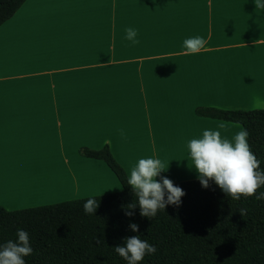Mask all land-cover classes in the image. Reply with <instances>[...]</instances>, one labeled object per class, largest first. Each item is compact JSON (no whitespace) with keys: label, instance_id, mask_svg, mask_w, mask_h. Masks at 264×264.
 Wrapping results in <instances>:
<instances>
[{"label":"crops","instance_id":"1","mask_svg":"<svg viewBox=\"0 0 264 264\" xmlns=\"http://www.w3.org/2000/svg\"><path fill=\"white\" fill-rule=\"evenodd\" d=\"M128 27L138 44L124 38ZM195 36L206 45L185 55L183 41ZM202 107L264 108V9L254 0H25L0 25V205L121 190L106 163L80 147L108 144L129 176L174 142L205 130L232 140L223 130L242 129L197 115ZM31 162L69 168L76 188L30 192L20 173ZM187 170L166 178L198 179Z\"/></svg>","mask_w":264,"mask_h":264},{"label":"trees","instance_id":"2","mask_svg":"<svg viewBox=\"0 0 264 264\" xmlns=\"http://www.w3.org/2000/svg\"><path fill=\"white\" fill-rule=\"evenodd\" d=\"M24 1L0 0V25ZM196 114L240 124L264 170V108L202 107ZM78 151L84 157L103 160L122 189L15 210L0 205V244L15 241L18 229L26 231L33 252L24 257L25 264H127L114 249L133 235L156 247L155 254L145 255L140 264H264V199L232 200L213 182L203 188L198 179H191L173 182L185 193L179 207L167 205L148 219L140 216L137 205L128 217L127 205L137 203V198L109 145ZM92 198L98 207L94 214H86L83 205ZM241 208L246 209L242 217ZM130 223L139 226L138 233L130 230Z\"/></svg>","mask_w":264,"mask_h":264},{"label":"clouds","instance_id":"3","mask_svg":"<svg viewBox=\"0 0 264 264\" xmlns=\"http://www.w3.org/2000/svg\"><path fill=\"white\" fill-rule=\"evenodd\" d=\"M254 4L255 9H264V0H254ZM124 31L126 40L133 45L139 43L136 29L128 27ZM206 43L200 36L186 38L182 45L184 54H197ZM224 127L223 123L218 125L219 129ZM248 135L247 130L241 129L232 140H228L222 138L219 130H205L202 138H194L188 142L191 168H194L203 188H209L211 181L232 200L253 196L257 200L264 199V192L257 194L258 189L264 186V170H261L260 160L251 151ZM166 169L157 158L139 159L130 169L127 183L136 196L137 203L127 205L126 216H133L132 209L137 205L140 216L148 219L155 217L158 211H164L167 205L180 206L185 193L170 179L160 176ZM157 177L160 179L157 180ZM97 207L98 201L92 198L84 203L83 210L86 214H94ZM238 213L242 217L246 214V209L241 208ZM129 228L134 233L139 232V226L135 223H130ZM16 236L15 241L0 244V264H25L24 257L32 254L28 233L18 229ZM99 242L97 239V243ZM114 250L127 264H140L145 255L155 254L156 247L139 235H133L124 238L122 244L115 245Z\"/></svg>","mask_w":264,"mask_h":264},{"label":"bare ground","instance_id":"4","mask_svg":"<svg viewBox=\"0 0 264 264\" xmlns=\"http://www.w3.org/2000/svg\"><path fill=\"white\" fill-rule=\"evenodd\" d=\"M223 133H224V135L232 136L231 132H229V131L228 132H222V134ZM195 137H197V136H195ZM232 138H233V136H232ZM192 139H194V137ZM188 142L189 141L185 140V141H181V142L172 143L174 146L170 144L171 146L169 148H171V150L173 147L172 152H169V150H166V152H165V150L163 149V152H162L163 154L160 156V158L159 157L157 158V159H160L161 162L167 168L165 171L161 172L162 174H164V172H166L168 174V176H171L174 173L176 174L178 172L177 170H183L182 172L185 173V170H187V168H190L192 166L190 158H189V150L187 148ZM144 145L146 147V143ZM163 147L165 148L166 146H162V148ZM177 150H179V152L181 151V155L179 154V152ZM173 151H175V152H173ZM176 152H178V153L176 154ZM171 153H173V154H171ZM145 154H146V152H145ZM174 154H176L175 157H178V159H176L174 157ZM166 155H167V157H166ZM139 156H140V154H139ZM180 156L182 157L181 159H179ZM45 165L41 164V163H30L27 166V168L20 173L22 178L24 176L29 178V182H27V183L24 182L25 185H28L29 187L34 188V189L38 188V190L43 192V188L46 184L47 186L51 187V189L55 188L59 192H65L67 190L66 188H69V187L72 188V184H75L77 182V180H76L77 178H75L76 176H74V174L71 171H69L67 167L59 166L58 164H45ZM169 171H173L174 173H168ZM175 171H177V172H175ZM188 171L189 170H187L186 172H188ZM86 172H87V170H86ZM193 172H194V170H193ZM84 176H85V174L83 175V177ZM20 180L22 183V181L26 180V178L24 177L23 180L22 179H20ZM79 180L81 181L80 177H79ZM38 184H40V186L36 187ZM74 188H75V186H74Z\"/></svg>","mask_w":264,"mask_h":264},{"label":"rangeland","instance_id":"5","mask_svg":"<svg viewBox=\"0 0 264 264\" xmlns=\"http://www.w3.org/2000/svg\"><path fill=\"white\" fill-rule=\"evenodd\" d=\"M235 123V122H234ZM231 132L230 130H223V132ZM230 134V133H229ZM231 135L234 137V132H231ZM178 142H181V141H178ZM174 143H176V142H174ZM163 145H165V144H163ZM165 152H166V149H165ZM170 152V151H169ZM172 154V153H171ZM159 155V154H158ZM166 157H167V155H166ZM159 158H160V156H159ZM41 161H43V160H41ZM31 163H34V162H31ZM41 164H53V163H51V162H49V163H46V162H41ZM192 165V164H191ZM46 166V165H45ZM192 167V166H191ZM46 168V167H45ZM68 170H69V168H68ZM70 171V170H69ZM178 171V172H177ZM177 171H175V172H177L176 174L173 172V171H169L168 173H174L173 175H171V176H168V174L166 173V172H164V174H160V176H162V177H173V176H182V175H185L184 174V172H182L183 170H177ZM186 171V170H185ZM166 173V174H165ZM181 173V174H180ZM79 178V177H78ZM80 181V180H79ZM77 183V182H76ZM75 183V184H76ZM75 184H72V188L71 187H69V188H66L67 190L65 191V192H59L57 189H55V188H52L51 189V187H49V186H47L46 184H45V186H44V188H43V192H47V190H56V192H57V194L58 195H60V196H62V195H67V194H69L70 192H71V190H73V189H75L76 188V185ZM40 186V184H38L36 187H39ZM74 186H75V188H74ZM34 191H40V190H38V188H36V189H33V190H30V192H34ZM83 191H87V188L85 187V186H83ZM52 192V191H51Z\"/></svg>","mask_w":264,"mask_h":264}]
</instances>
